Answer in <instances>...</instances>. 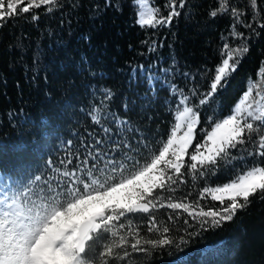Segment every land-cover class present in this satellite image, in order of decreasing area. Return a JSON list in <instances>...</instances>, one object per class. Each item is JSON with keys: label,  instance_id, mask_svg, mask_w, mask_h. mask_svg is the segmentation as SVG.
Masks as SVG:
<instances>
[{"label": "trees", "instance_id": "trees-1", "mask_svg": "<svg viewBox=\"0 0 264 264\" xmlns=\"http://www.w3.org/2000/svg\"><path fill=\"white\" fill-rule=\"evenodd\" d=\"M166 2L155 0L163 15L168 11ZM219 2L186 0L172 25L154 29L135 23L132 0H59L52 11L42 6L0 27V166L11 177L12 186L35 175L52 182L58 173L50 170L49 160L57 168L64 167L60 160L78 163L75 157L83 159L86 145L101 138L110 143V136L116 139L112 114L128 122L132 131L124 132L125 139L148 137L151 146L174 123L181 98L177 90L186 94L194 88L207 90L213 72L207 73L208 78L205 72L226 58L225 43L231 49L246 44L249 52L218 98L202 106L197 139L202 128H209L206 118L226 116L253 82L264 91V78L258 75L264 65V28L260 27L264 0H256L254 8L251 0H229L243 13L239 20L230 11L211 17ZM33 11L39 19L32 20ZM247 23L252 28L245 27ZM153 42L155 49L149 50ZM152 73L157 76L153 78ZM105 89L113 93L111 100H105ZM190 99L195 102L198 97ZM94 109H99L94 114L101 117V125L92 120ZM102 127L112 132L106 135ZM20 142L27 151L13 152V145ZM246 159L250 167L252 158ZM243 167L242 161H233L209 178L193 181L186 176L189 182L176 186L172 195L191 193L186 203L197 201L204 210L218 208L219 202L209 195L200 199V191L232 180ZM157 215L166 221L173 212L164 208ZM174 215L169 223L179 230L175 235L185 236L186 244L134 252L119 264H202V251L209 245L224 248L218 264H264V200L253 198L246 210L216 229H200L198 221L182 209ZM137 224L144 227L142 220L133 218V225ZM190 226H196L199 235L188 237L184 230L193 231Z\"/></svg>", "mask_w": 264, "mask_h": 264}, {"label": "snow or ice", "instance_id": "snow-or-ice-1", "mask_svg": "<svg viewBox=\"0 0 264 264\" xmlns=\"http://www.w3.org/2000/svg\"><path fill=\"white\" fill-rule=\"evenodd\" d=\"M251 4L254 8L256 0ZM132 5L135 23L155 29L172 25L174 18L181 16L178 9L185 7L186 0H167V15L155 0H132ZM42 6H50L47 10L52 11L59 0H27L26 5L25 0H0V27ZM229 11L235 20L243 15L229 0H220L209 15L217 17ZM31 18L37 20L39 16L33 11ZM245 27L252 28V24ZM155 46L153 42L149 50ZM224 48L228 49L226 58L214 70L205 72L206 78L213 72L206 91L194 88L186 94L183 89L177 90L181 98L175 106L174 123L151 146L146 142L148 137L125 139L124 132L132 131L128 122L112 114L117 138L110 136V143L96 139L86 145L83 159L75 157L78 163L60 160L64 167L57 168L49 160L50 170L58 173L52 182L42 175L14 186L4 182L0 187V264H119L134 252L186 244L185 236L175 235L179 230L169 223L175 219L176 210L188 213L202 230L216 229L246 210L253 198L264 200V91L258 82L247 88L226 116L207 117L209 128H202L197 139L202 106L218 98L249 52L246 44L231 49L225 43ZM258 75L264 78V65ZM112 95L110 89L104 90L105 100H111ZM190 96L198 97L197 101ZM98 110L90 115L95 124L101 125V117L94 114ZM107 119L105 116V122ZM101 130L106 135L112 132L110 127ZM12 151L24 153L27 145L20 142ZM246 157L252 158L250 167L246 166ZM233 161H242L245 167L230 182L204 186L199 193L200 199L209 195L212 201H218V208L204 210L197 201L186 203L191 193L172 195L176 186L189 182L186 176L193 181L209 178ZM3 171L0 166V174ZM164 208L173 212L166 221L157 215ZM133 218L142 220L144 227L133 225ZM190 227L193 231L184 230L188 237L199 235L196 226ZM207 251L213 254L217 249Z\"/></svg>", "mask_w": 264, "mask_h": 264}, {"label": "rangeland", "instance_id": "rangeland-1", "mask_svg": "<svg viewBox=\"0 0 264 264\" xmlns=\"http://www.w3.org/2000/svg\"><path fill=\"white\" fill-rule=\"evenodd\" d=\"M151 76L154 78V77L157 76V74L152 73ZM174 112H175V110H174ZM197 129H196V131H197ZM230 181H228V182H230ZM4 182H7L9 185H11L9 178H7L4 173H2V174H0V187L3 186ZM222 185L223 184L217 185V186H222ZM212 187H216V186H212ZM210 248H215V249H217V251L215 253H213V254H209L207 250L210 249ZM223 254H224V248L221 247L220 245H209L207 248H205L202 251V256L200 257V260H201L202 264H205V263L209 262V260L215 259L216 262L214 264H218L217 260H219L222 257Z\"/></svg>", "mask_w": 264, "mask_h": 264}, {"label": "water", "instance_id": "water-1", "mask_svg": "<svg viewBox=\"0 0 264 264\" xmlns=\"http://www.w3.org/2000/svg\"><path fill=\"white\" fill-rule=\"evenodd\" d=\"M198 127V126H197Z\"/></svg>", "mask_w": 264, "mask_h": 264}]
</instances>
